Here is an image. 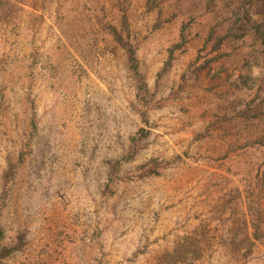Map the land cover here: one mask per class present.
I'll return each instance as SVG.
<instances>
[{"label":"rangeland","instance_id":"obj_1","mask_svg":"<svg viewBox=\"0 0 264 264\" xmlns=\"http://www.w3.org/2000/svg\"><path fill=\"white\" fill-rule=\"evenodd\" d=\"M0 229V264H264V0H0Z\"/></svg>","mask_w":264,"mask_h":264},{"label":"trees","instance_id":"obj_2","mask_svg":"<svg viewBox=\"0 0 264 264\" xmlns=\"http://www.w3.org/2000/svg\"><path fill=\"white\" fill-rule=\"evenodd\" d=\"M118 40L121 41L122 38L120 36H117ZM128 53H129V58L132 59L133 61H135V57H134V50L131 47L127 48ZM1 229H0V237H1ZM17 246L16 245H3L0 247V258L5 257L6 255H8L13 249H15Z\"/></svg>","mask_w":264,"mask_h":264}]
</instances>
